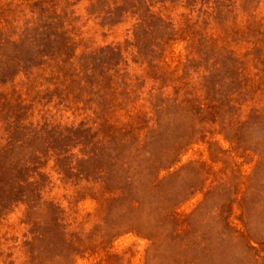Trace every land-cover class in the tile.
<instances>
[{
    "label": "rangeland",
    "instance_id": "obj_1",
    "mask_svg": "<svg viewBox=\"0 0 264 264\" xmlns=\"http://www.w3.org/2000/svg\"><path fill=\"white\" fill-rule=\"evenodd\" d=\"M0 264H264V0H0Z\"/></svg>",
    "mask_w": 264,
    "mask_h": 264
}]
</instances>
